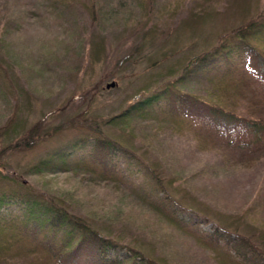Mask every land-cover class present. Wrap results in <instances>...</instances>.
Instances as JSON below:
<instances>
[{
	"label": "trees",
	"instance_id": "16d2710c",
	"mask_svg": "<svg viewBox=\"0 0 264 264\" xmlns=\"http://www.w3.org/2000/svg\"><path fill=\"white\" fill-rule=\"evenodd\" d=\"M68 1L37 0L41 9L34 13L47 19V8L58 7L64 26L73 27L77 24L73 19L79 14L81 19L82 13ZM213 1L202 0L194 9L191 19L203 23L197 31L190 30V36L196 39L214 28L218 38L189 56L173 80L161 79L147 91L141 89L119 110L102 115L89 111L100 100L101 80L90 90L84 88L85 83H76L63 104L50 101L47 95L39 100L38 92L28 87L24 67L0 46V68L5 74L0 86L14 89L12 95L2 90L5 106L10 98L15 101L13 112L0 125V264L14 258H23V264H264V227L246 217L242 206L235 211L221 209L223 213L215 210L222 206L196 201L193 193L177 188L178 168L158 147L169 143L165 140L193 141L201 150L202 165L211 158L219 163L217 154L248 159L264 152V0H226L225 8L235 13L224 24L210 16L211 12L223 16ZM5 16L0 7L1 31ZM94 35L99 43L105 40ZM97 45L88 51L89 66L101 63L106 54V47L97 53ZM105 59L109 61L108 53ZM80 65L73 66L77 80H83L87 72ZM115 66L117 60L106 77L117 74ZM200 88L209 91L203 93ZM167 100H171L170 107L161 109V101ZM39 106L42 112L35 117ZM56 119L64 121L56 124ZM153 120L165 123L166 128L154 125ZM68 128L75 129L74 133L49 149L30 172L37 176L43 170L65 172L100 180L99 185L112 189L117 186L145 208L144 215L127 213L121 227L98 225L83 213H75L66 196L41 190L10 167L11 152L25 151ZM152 139L159 143L153 144ZM139 169L149 172V185L132 178ZM207 222L209 229L200 228ZM244 224L252 229H242Z\"/></svg>",
	"mask_w": 264,
	"mask_h": 264
},
{
	"label": "rangeland",
	"instance_id": "374dc122",
	"mask_svg": "<svg viewBox=\"0 0 264 264\" xmlns=\"http://www.w3.org/2000/svg\"><path fill=\"white\" fill-rule=\"evenodd\" d=\"M68 2L69 5L74 4L75 9L77 6V11H81L82 17L80 19V14L76 16L73 20L77 24L73 27L68 24L66 28L58 7L53 10L47 8L49 17L46 19L34 13V10L38 12V9H41L38 8L41 6L37 0H0V7L6 12L1 21L4 29L2 31L0 29V46L7 52L6 55L24 67V71L28 73V87L38 92L36 97H39V100H42L40 96L47 95L50 101L55 100L57 104H63L61 101L67 99L71 90L75 89L76 83H81L82 86L83 82L84 88L90 90L91 85L101 80L104 88L99 96L100 100L92 103L93 111L89 110L94 115H102L116 108L119 110L135 94L140 93L141 89L147 91L149 86L161 83L164 79L173 80L189 56L203 47L207 48L219 36L214 28H209L199 38L190 36V30L197 31L198 26L203 23L200 19L194 20L190 17L202 0ZM225 3L226 0L213 1L219 14L223 15L210 13L211 18L217 20L216 23H228L235 13V10H227ZM94 34L100 37L102 35L105 40L102 39L99 43ZM94 45L99 47L97 53L106 47L109 61H106L105 54L100 59L101 63L89 66L88 51L90 52ZM123 56L126 58L119 63ZM116 60L114 72L117 74L106 77ZM79 64L82 65L78 67L85 66L84 71H87L83 75V80L82 78L77 80L75 77L77 67L73 66ZM258 69L262 70L261 67ZM1 75L5 74L0 68V77ZM110 81H114V85L107 87L106 83ZM6 87L0 86V125L5 117L13 112L11 108L15 106L14 98L9 99L8 108L5 106L6 98L2 90L11 95L14 90L13 87L12 90ZM207 91L208 88H200V92ZM161 103V109L164 105L170 107L171 100ZM25 104L31 106V101H26ZM25 104L23 103V106H26ZM242 106H239L241 111L247 114L248 110ZM40 107L42 106L38 107L39 111L35 117L42 112ZM190 110L195 112V109ZM64 113L65 116L68 115L67 111ZM58 121L64 120L56 119L57 123L50 121V124H61ZM150 122L166 128L163 122L156 123L154 120ZM65 127L67 125H64ZM74 131L75 129L70 128L60 129L46 142L39 141L25 151L11 152L8 158L10 167L21 173L25 181L38 184L41 190L48 193L49 190H53L66 196L75 213H83L91 220H96L92 222L98 225L101 223L110 228L121 227V220L125 215L129 216L127 213L132 216L144 215L145 208L117 186L112 189L110 186L99 185L100 180L89 181V178L70 176L65 172H49L43 170V167L41 176L30 172V167L40 161L42 156H46L49 149L64 142ZM156 141L152 139L153 144L159 143ZM166 141L169 143H161L158 147L165 152V158L178 168V178L174 181L177 188L185 190V194H194L196 201H211L214 205L222 206L219 209L210 204L212 208L223 213L225 212L222 210L235 211L242 206V212H245L246 217L253 219L257 226L264 227V152L248 159L238 157L236 154L230 157L224 156L223 153L217 154L220 164L213 162L211 158L207 165H202L205 162L201 160V150L194 146L195 142L184 144L182 140L164 142ZM144 172L139 169L132 178L144 180L145 184L149 185V172L147 170ZM183 178L187 179L186 183ZM244 183L247 185L243 186ZM180 214L187 217L185 211H181ZM199 226L202 229H209L210 222ZM241 228L249 232L252 226L244 224ZM22 259L14 258L7 264H23Z\"/></svg>",
	"mask_w": 264,
	"mask_h": 264
},
{
	"label": "water",
	"instance_id": "95a60500",
	"mask_svg": "<svg viewBox=\"0 0 264 264\" xmlns=\"http://www.w3.org/2000/svg\"><path fill=\"white\" fill-rule=\"evenodd\" d=\"M114 85V81H110V82H107L106 83V86L109 87V86H113Z\"/></svg>",
	"mask_w": 264,
	"mask_h": 264
}]
</instances>
